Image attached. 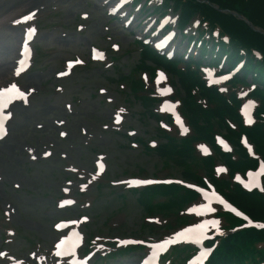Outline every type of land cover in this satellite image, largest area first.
Masks as SVG:
<instances>
[{"label": "rangeland", "instance_id": "374dc122", "mask_svg": "<svg viewBox=\"0 0 264 264\" xmlns=\"http://www.w3.org/2000/svg\"><path fill=\"white\" fill-rule=\"evenodd\" d=\"M25 1L27 0H0V17L7 15L13 7H17L15 12H21L27 6L31 7L29 1ZM159 2L160 0H153L148 6L153 7ZM94 3L97 1L58 0L44 5V15H37L36 20L40 30L33 44V64L19 75L7 60L13 59V45H16L15 39L17 40L18 36L20 38V27H29L32 21H22L18 26L13 24L9 27L4 24L0 27V88L15 83L18 88L28 92L27 104L15 103L12 106L13 118L9 123V134L0 142V250L6 248L18 258L25 256L28 250L34 249L36 243L49 247L59 236L52 228V224L58 219H65L67 228L75 224L82 226L84 240L93 234L106 237L121 236L123 230L125 233L133 232L138 219L143 220L139 214L145 210L139 212L137 194L126 191L124 198L117 197L123 191L119 192L117 187L109 186L108 179L124 181L129 176H170L179 184L188 185L190 188V184L204 183L193 181V175L196 173L199 177L208 175L205 180L210 182L209 174L202 168L200 154L195 150L196 141L193 142L194 151H191L190 157L181 151L184 148L178 144L185 138L181 137L179 140L175 131L170 133L174 141L178 142L175 145L162 147V150L157 152L146 148L149 141L157 146L168 139L169 134L162 136L157 132V124L149 117L147 107L136 101L129 89L133 79L143 77L139 62L145 61L141 59L143 54L139 53L140 43L136 42L135 34L144 16L137 22L136 19L132 20L133 25L136 24V30L133 32L131 27L123 25L122 20L109 17L99 1L98 6ZM80 12H87L88 17L79 20ZM168 15L171 18L170 23H175V15ZM156 17L157 14L153 13V18ZM75 24L83 25L76 29ZM185 32L194 34L195 28L188 27ZM91 45L104 51L103 60L95 62L89 59ZM114 46L117 48L114 49ZM78 56L82 63L75 64L70 75L58 76L65 68L63 61H77ZM163 72L165 78L176 80L172 72L165 69ZM175 87H178L177 83ZM199 89L203 91L202 94L209 95L204 88ZM176 96L178 98V92ZM108 97H111L110 102L106 100ZM66 103L70 108L65 109ZM209 103L208 100L207 108ZM153 110L155 108L151 111ZM155 112L157 113L156 110ZM115 114L123 117L119 123L115 121ZM201 119L203 121H200L195 131L189 132L187 137L200 133L211 141V138L206 136L211 129L205 118ZM57 120L65 121V125L60 127L63 131L58 130ZM186 120L188 122L187 118ZM62 132L66 133L64 137H60ZM167 144L165 142L163 145ZM47 148L51 149L49 157L43 154V150ZM97 153H104V156H95ZM98 158L106 163L107 174L102 183L97 185V194L93 190L94 185L86 184L88 194L85 198H79L78 195H75V198L73 193L79 186L83 187L84 172H90L94 168L93 162ZM215 163L216 173H219V168L228 167L222 158L216 159ZM227 167L225 172L220 171L218 180H212L213 184L219 185L225 180L232 183ZM76 176H82V179L75 187L70 183L67 188L64 181H76ZM207 187L213 188L209 185ZM64 188H67L65 192ZM158 190H162V187L148 185L138 191V195L150 198ZM224 190L228 197L233 192L227 184ZM65 200L72 203L63 204ZM86 201L89 204L85 206ZM197 204L187 200L185 207ZM115 205H125L128 208L126 214L132 215L129 221H134V224H129L125 229L122 226L113 227L115 221L112 215L108 224L104 225V219L108 218ZM244 205L248 207V202ZM151 209L152 207H149L148 211ZM172 209L175 214L169 215L170 217L167 215L169 211H164L165 214H156L160 216L159 219H155L150 213L144 218L147 222H156L161 230L170 226V218L178 213L181 215V203L177 201ZM124 213L119 211L116 215H123L124 221H127ZM99 216L100 218H97ZM185 217L187 216L179 217L178 222L184 224ZM6 228L12 230L7 232ZM226 228L229 229V226ZM167 232L166 229L153 230V235L161 238L166 236ZM163 233L166 234L160 236ZM6 235L12 241L4 242ZM138 236L142 239L150 235L145 230L139 232ZM227 247L225 244L223 250L227 251ZM139 254L131 252L126 254L124 259L118 260L123 263L134 261ZM185 254L182 251L176 254L171 252L164 257L163 264L172 258H175V264H182Z\"/></svg>", "mask_w": 264, "mask_h": 264}, {"label": "snow or ice", "instance_id": "6c2138e0", "mask_svg": "<svg viewBox=\"0 0 264 264\" xmlns=\"http://www.w3.org/2000/svg\"><path fill=\"white\" fill-rule=\"evenodd\" d=\"M124 2L126 3L127 0H124ZM33 15L34 14L24 16L23 21L31 20L33 18ZM16 23H21V21L18 20V21H16ZM28 32H29V35L34 34L35 29L34 28L29 29ZM24 52L26 55L29 53L27 43H25ZM93 58L103 59V54L96 52V50H93ZM20 63L23 64V61H21ZM76 63H82V61H76ZM68 66H69V68H71L72 62H69ZM22 70L23 69L21 68L19 71H22ZM19 71H17V73H16L17 75H19ZM229 78L230 77L225 76V77H222L221 80H226ZM164 79H165V74L163 72L159 73L158 74V81L164 80ZM216 82L219 83L221 81H216ZM224 90L225 89H221V91H224ZM171 91H172L171 88H166L163 90L164 93H169ZM102 92H103V90H102ZM242 95H245V94L242 93ZM14 99H26L25 93L23 91H21L15 83L10 84V86H8V87L0 88V109L6 108L8 106V104H10ZM250 104H251V102H250ZM171 107H173V106L169 105V104L165 105V108H171ZM247 107H248V105H245V109H247ZM121 111H123V109H121ZM8 118H9L8 116L0 114V138H3V136L6 134L4 122ZM177 119L179 122V118H177ZM117 122H119V116L117 117ZM248 122L251 123L252 121L249 120ZM64 135H66V133L62 132L61 136H64ZM245 143H246V141H245ZM205 151H206V149H205ZM249 152H251L250 147H249ZM45 155L47 156V155H49V153L46 152ZM33 159H35V157H33ZM99 167L101 169H103L104 166H103V164H101V165H99ZM219 171L223 172L224 169H219ZM248 176H249V181H248V183L245 184L246 188L251 190L253 187H259L261 191H264V187L261 186V181L264 180V161L260 162L257 171L249 172ZM130 183L131 184H150V183H153V181H150V180H134V181H130ZM205 197L207 198V193H205ZM69 203H72V202L68 201V200L63 201V204H69ZM221 203H223V201H221ZM201 207H204V206L201 205ZM190 211L198 212L199 209L193 208V209H190ZM208 211L211 212V211H213V209L209 208ZM231 211L235 212L237 216L243 215L242 213L237 212L235 208H231ZM243 218L245 220H248V217H246V216H244ZM220 223L221 222L219 220H216V219L204 220V222L198 223L194 227L186 228L183 231L176 233L175 241L166 239L162 243L152 244V245H150V247L153 249H165L167 247V245H169L173 242H178L181 240H189V239H195L197 242H200L201 238H205V234H206L207 230L209 229V227H215L217 234L223 235L224 233L222 231H220V228H219ZM249 223H251V221H249ZM57 227L59 228V227H61V225L58 224ZM258 227L264 228V225H258ZM120 243L126 244V243H142V242L121 240ZM65 244H66V241L61 240L60 243L56 245V247H57L56 255L57 256H60L63 254V249H64ZM209 251H210L209 249L201 251L200 256L197 258V260L200 261L204 257H206L208 255ZM3 255H5V253L0 252V256H3ZM155 256H156V253L153 252V257L150 258L149 261H145V264H150L151 259H154Z\"/></svg>", "mask_w": 264, "mask_h": 264}, {"label": "trees", "instance_id": "16d2710c", "mask_svg": "<svg viewBox=\"0 0 264 264\" xmlns=\"http://www.w3.org/2000/svg\"><path fill=\"white\" fill-rule=\"evenodd\" d=\"M211 1H214V0H211ZM214 2H217L219 5H221L223 1L215 0ZM258 2L259 0H257V2L255 3H250L248 6H245L239 3L237 0H231L229 1V4L227 3L228 6L225 3L223 4V6L229 7V8L241 6L242 12L244 15L249 17L250 20L264 27V21L259 17L261 8L264 10V6L263 4L261 5ZM213 16L215 19H218V17H216L215 15ZM239 29H240L241 34L235 36L232 42H234L235 45L242 47V49L246 50L248 53H251L253 49L257 50L261 54L260 62L264 64V44L262 43V40H264V36H261L257 33H253L252 31H250L249 28L246 29L245 25H243L242 23H239Z\"/></svg>", "mask_w": 264, "mask_h": 264}, {"label": "bare ground", "instance_id": "6f19581e", "mask_svg": "<svg viewBox=\"0 0 264 264\" xmlns=\"http://www.w3.org/2000/svg\"><path fill=\"white\" fill-rule=\"evenodd\" d=\"M27 1H29V0H27ZM27 1H25V2H27ZM16 9H17V7H15ZM15 8L13 7V8H11V11H13V10H15ZM15 14H17L16 12L14 13V15Z\"/></svg>", "mask_w": 264, "mask_h": 264}]
</instances>
